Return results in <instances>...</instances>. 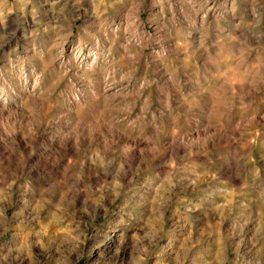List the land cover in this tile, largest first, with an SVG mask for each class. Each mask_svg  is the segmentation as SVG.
<instances>
[{
    "label": "clouds",
    "instance_id": "obj_1",
    "mask_svg": "<svg viewBox=\"0 0 264 264\" xmlns=\"http://www.w3.org/2000/svg\"><path fill=\"white\" fill-rule=\"evenodd\" d=\"M0 264H264V0H0Z\"/></svg>",
    "mask_w": 264,
    "mask_h": 264
},
{
    "label": "rangeland",
    "instance_id": "obj_2",
    "mask_svg": "<svg viewBox=\"0 0 264 264\" xmlns=\"http://www.w3.org/2000/svg\"><path fill=\"white\" fill-rule=\"evenodd\" d=\"M14 27L11 22L9 23V30H11V28Z\"/></svg>",
    "mask_w": 264,
    "mask_h": 264
}]
</instances>
